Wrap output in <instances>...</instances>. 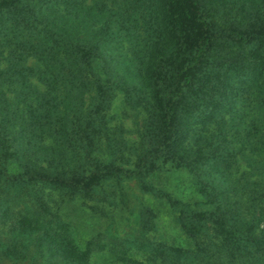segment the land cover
Wrapping results in <instances>:
<instances>
[{"label": "trees", "instance_id": "trees-1", "mask_svg": "<svg viewBox=\"0 0 264 264\" xmlns=\"http://www.w3.org/2000/svg\"><path fill=\"white\" fill-rule=\"evenodd\" d=\"M119 93L142 116L137 141L114 124ZM182 168L188 192L160 184ZM81 200L141 225L79 238L62 210ZM97 251L264 264V0H0V262Z\"/></svg>", "mask_w": 264, "mask_h": 264}, {"label": "rangeland", "instance_id": "rangeland-1", "mask_svg": "<svg viewBox=\"0 0 264 264\" xmlns=\"http://www.w3.org/2000/svg\"><path fill=\"white\" fill-rule=\"evenodd\" d=\"M121 42H123V46L122 43L120 46L121 53L126 54V56L128 57H133L134 53L137 52L132 48L133 40H129L128 38L123 37L121 38ZM30 63L36 65L38 62L33 58L30 60ZM115 100L116 101H114L111 108V113L115 116L114 124H119V126L123 128V134L125 138H127L131 142L139 140L140 131L143 128L142 116H140L136 111H134L125 103V99L122 93H119ZM134 155L135 154L132 152L128 153V156L131 158H133ZM160 174L163 176L160 177V184L165 185V187L170 191H178L183 194L184 192L189 191L192 175L186 169H167L162 170ZM87 203L88 204H84L81 200L74 204L75 206L77 205L81 207L80 209L71 206L62 210L63 213H67L69 215L70 220L73 222L75 235L79 238L89 237L90 235L100 230H103L104 233L105 231L108 234L114 232V234L117 236L119 234L120 236H124L128 231L132 232L134 229L141 225H139V223H137L134 219V214L132 215L133 218L129 219H123L122 217H115L114 215H112L114 211L112 205H104L106 207L105 209H107L108 211V214H103L99 210V208L96 209L92 207V205L103 206L102 203L92 200L88 201ZM141 221L142 220H140V222ZM116 227H118L119 229L118 233L115 230ZM161 230L167 235H172L171 238H173V236L178 237L179 229L176 226L172 215L166 214L163 216V218L161 219ZM107 255L108 254H106L105 252L97 251L93 256L92 261L94 264H104L105 257ZM143 257L145 256H142L141 258ZM0 264H5V262L2 261L0 262ZM148 264L155 263L149 262Z\"/></svg>", "mask_w": 264, "mask_h": 264}]
</instances>
